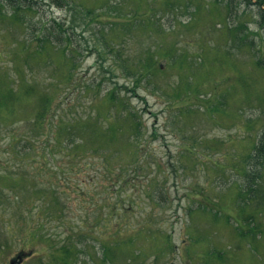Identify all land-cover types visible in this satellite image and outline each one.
Instances as JSON below:
<instances>
[{
	"label": "rangeland",
	"instance_id": "rangeland-1",
	"mask_svg": "<svg viewBox=\"0 0 264 264\" xmlns=\"http://www.w3.org/2000/svg\"><path fill=\"white\" fill-rule=\"evenodd\" d=\"M28 1L33 5L26 17L31 23L18 29L0 20L1 44L17 45L16 54L24 57L33 77L36 97H47L50 105L60 106L57 120L59 126L67 128V136L72 116L80 119L75 127L82 132L78 136L82 152L77 153L80 145H75L55 157L66 169H84L83 174L76 173L84 196L72 199L74 191L70 190L69 197H59L60 209L51 204V227L37 230L43 239L28 241L26 250L30 255L21 264H50L54 256L60 261V248L64 249L68 241L78 247L86 243L92 250V260L87 262L98 264L104 250L108 252L117 240L122 243L112 247L111 259L107 255L105 264H186L183 259L193 248H184L190 247L193 227L203 236V241L195 243L198 248L229 244L235 250L228 263L264 264V250L256 252V263L251 257L253 245L263 249L262 242L255 237L249 244L250 237L240 238L233 232L236 222H241L233 202L239 188L233 191L232 185L235 181L246 186L237 163L253 149L260 137L257 133H262L260 127L264 128V6L258 0H228L230 9L224 6L226 0L218 5L208 0H70L80 5L75 10L73 3L65 0H58L60 6L53 0ZM96 1L103 8L99 21L86 15L87 7L97 8ZM6 8L11 11L8 5ZM187 11L193 12V17ZM118 15L123 19L134 15L139 20L131 19L127 24ZM153 21L165 29L159 36L167 43L176 42L181 50L178 52L190 55L191 61L200 58L197 63L202 64H195L193 71L200 67L207 75L194 81L203 87L201 102H179L181 96H192L183 87L192 73L180 76L177 64L165 69L162 56L158 62L162 71L152 72L148 82L136 79L140 74L133 68L134 59L142 57L148 45L157 47L159 41L150 27ZM26 26V30H20ZM234 26L239 27L241 35L253 32L249 38L254 45L234 40ZM49 30L58 37L51 40L54 46L46 44L40 51L44 62L34 53H20L29 43L39 45L24 41L35 31ZM104 36L116 41L109 44ZM246 42L248 45H244ZM201 46L205 50L201 51ZM221 97L224 102L220 104ZM103 147L104 151L93 150ZM259 153L250 160L254 167H246L254 170L258 162L264 163ZM143 162L149 163L141 166ZM92 175L94 181L90 180ZM153 181L160 184L155 191ZM255 189L260 195H251L245 205L252 214L254 205L264 208L263 178ZM206 198L218 203L222 215L215 223L196 217L192 224V218L185 215V205L194 201L192 206L196 207ZM129 203V213L116 215L124 211L122 208H129ZM226 215L232 216L230 222ZM261 219L264 216L253 221L264 228ZM30 231L1 230L0 220V264H9L14 258L10 256L27 241ZM167 235L175 246L173 250L167 248ZM126 239L133 242L127 243ZM127 245L137 254L130 263ZM198 261L203 258L187 264H205Z\"/></svg>",
	"mask_w": 264,
	"mask_h": 264
},
{
	"label": "trees",
	"instance_id": "trees-1",
	"mask_svg": "<svg viewBox=\"0 0 264 264\" xmlns=\"http://www.w3.org/2000/svg\"><path fill=\"white\" fill-rule=\"evenodd\" d=\"M65 1L68 2L70 0ZM208 1L211 3V5H218V3H221L219 2L221 0ZM226 1L227 2L224 3V6L230 9V1ZM53 2L59 6L62 5V3L58 0H53ZM99 2L101 3L100 0ZM70 3H73L72 9H79L80 5L75 4L72 1H70ZM95 4L97 8L94 10L87 7L86 15L88 17H93V21H99V17L102 15L103 8L98 7V1H96ZM258 4L260 6H264V0H258ZM7 5L11 8V11L6 8ZM178 7L180 8V5ZM32 9L33 5L28 0L0 1V20L4 24L13 23L19 29L25 25H28V23H31V20L27 19L26 17L29 15L30 10ZM188 13H191V15L193 14V12L190 11ZM106 14H109V12H106ZM149 14L150 13H148L146 17ZM131 16H133V18H131ZM131 16L126 15L125 19H123V16H120L119 18H121V21L124 20L127 24L131 21V19H133V22L139 20H137L134 15ZM117 22L118 21H112L114 24H117ZM52 23L59 26L61 29V25L58 22L53 21ZM54 25L52 28H54ZM150 27L153 30V34L159 37V41L156 43L157 47L152 48L151 45H148L147 52L143 53L142 57L136 58L138 59L137 61L134 59L133 68L139 70L138 72L140 74V77H137L136 79L140 80L142 78L145 82H148V80L153 76L152 72L158 69L162 71V64L158 63L160 56H162V59L165 61L166 65L165 69L166 67L169 68V65L177 64L180 71V76L183 77V75L188 72L192 73L191 75H187L183 86L187 88V91L192 94V96H181L179 98V102L191 99L192 101L201 102L202 100L200 98V94H202L201 92L203 87L196 85L194 81L197 78H206L207 75H204L203 70L200 67L196 69L197 71H193V68H196L194 65H199L197 61L200 58L196 57L194 58V61H191L190 55H186L184 51L178 52L181 50L176 48V42L167 43L161 36H159L165 33V29L162 28L160 24L156 25V21H153L150 24ZM234 27L235 31L233 33L231 31L232 38L234 40H239L240 42H244L246 40L249 42L250 46L254 45V41L250 40L249 38V34L253 32L247 31L245 34L241 35L239 33L241 31L238 30L239 27ZM202 28H204V25ZM26 29L27 26L20 30ZM211 29L216 30L217 28L211 26ZM102 30L104 33L106 32L104 29ZM53 37L54 39H57L58 35L53 34L51 30L41 33L35 31L24 41H34L39 45L34 47L33 43H29L27 50L20 53L26 56L34 53L36 54V57L38 56L40 60L44 62L45 58L42 54H40V51L46 44L54 46V44L51 42ZM104 37L105 42L107 41L109 44L116 41L108 36ZM60 38L63 39V36L60 35ZM247 42L244 45H248ZM194 44H198V42L195 41ZM200 49L201 51L205 50L203 46H201ZM18 51L19 49L15 43L10 46H3L0 40V214L3 217V219L0 218L1 230H7V228H11L13 230H17L18 228L19 230H22L23 228L31 230L27 237V241L22 243V248H20L16 254L20 252L30 253V250H26L27 243L30 239L36 240L44 238V235L38 234L37 230L45 227H51V214L54 211L51 204L56 206L55 209H60L62 204L59 200L60 196L69 197L71 195L70 190L74 191V194L71 197L72 199L75 195L81 196L82 194V196H84L83 186L79 185L77 182L79 179L76 178V173L79 172L80 174H83L84 169H78L76 172L73 166L66 169L61 166V162L55 157L59 151L67 148H73L75 145H80L78 147L79 149L77 150V153L82 152L81 149L83 148V144L78 138L82 132L78 130V127H75L76 121L80 119L78 116H72L69 124V129L71 131L68 132L69 136H67V128L59 126L60 123L57 120L60 106L56 107L57 105H50L51 100L47 97L41 100L36 97L33 77L29 72L27 62H25L26 60L24 57L21 56V54H16ZM219 51L220 50L218 49V52ZM8 55H13L12 57H14L16 61L11 60L10 58L12 57H9ZM255 63L259 64L258 61ZM201 64L202 63H200V65ZM133 76H136V74H133ZM87 86L90 87L91 85L87 84ZM181 93L182 92H180V94ZM167 95H169V93ZM208 100L209 99H206L204 101ZM246 101L247 100H241V102ZM223 102L224 100L221 97L220 104ZM196 105H198V103H196ZM199 106H201V104ZM262 127L263 125L260 127L262 133L258 135V132L256 135V137H260L256 138L255 146L251 144L253 149L249 152L247 151V153L244 155L245 158H241L242 160H239L237 163V165L240 166L239 174H243L245 176L246 186L236 183L235 181L232 182V185H235L233 186V191L238 188L243 190V192H241L238 189L237 198L233 199L235 206L234 211L236 212L237 210L236 213L240 216L241 222V224L236 222V224L233 226V232H236L240 238L250 237L248 240L249 244L250 240L253 241L256 237L258 243L262 242V245H264V228L263 226L260 228L259 226H255L256 223L253 221L255 218L259 219L264 216V208L254 205L253 209L255 211L252 214L248 212L245 207L248 201L252 199L251 195H260V191H257L255 188L258 187V181L261 180V178L264 179V176L261 175V173L264 171V168H260V165L264 164L263 162H258L260 165L254 168V170H251L250 168L254 167L253 163L251 162L252 157L258 152H261L259 153L262 155L261 161L264 160V128ZM29 132L31 133L29 134ZM64 134L66 136H63ZM257 139H259V141H257ZM104 149L105 147L96 148L93 150L99 152L101 150L104 151ZM83 153L86 152L83 151ZM3 155L11 159H7L5 157V159H3ZM148 163L149 162H143L141 166ZM93 177L94 175H92V178H90L91 181H94ZM156 181L158 182L157 179ZM156 181L151 183L153 191L157 190L160 185L156 183ZM262 195L263 202H261V204L264 205V190H262ZM71 198L66 202L71 201ZM164 199L166 198L164 197ZM194 203V201H191L185 205V215L192 218V224L194 218L196 217H200L201 220L206 219L207 221H212L215 223L222 215L220 210L216 207L218 205L217 202L210 201L206 198L204 203L197 202L196 207L192 206ZM128 205L130 206L129 208H122L124 211H122L120 214L116 213V215H124L129 213V209L131 208L132 204L129 203ZM231 217L232 216L230 215H226L227 221L230 222L232 220ZM261 222H264V219H261ZM192 224L190 226H192ZM241 225L246 226V228L242 229ZM84 228L86 230L89 229L88 227ZM114 230L117 229L114 228ZM214 233L215 232H212V235ZM189 234V240H191L190 247L184 249H193H190L191 253L189 256L183 259L186 264L192 263L193 259L195 258H203L202 262L205 264H232L231 262L228 263L227 260H229L230 254H232L233 250L235 249L230 247L229 244L222 245L220 247L214 246V244L208 247V249L198 248L195 243L203 241L201 240L203 237L202 232L201 234L198 233L196 228L193 227ZM167 237V248L173 250L175 246L172 243V239L169 235H167ZM126 242L132 243L133 240L126 239ZM121 243V240H117L114 242L108 252L104 250L102 257L99 258L100 262L97 263H107V255L111 259V253H113L112 247L116 245L120 246ZM64 245V249L60 248V252H62L60 255V261L56 260V256H54L55 258L53 257L54 260H52V262L49 260L50 264H89L87 260H92V250L91 248L86 247V243L80 244L79 246L81 248L76 246L74 243L71 244L70 241L64 243ZM252 250L254 254L251 255V257L254 259L253 262L256 263V252L258 250H264V247L263 249H259L253 245ZM126 251V256H128L127 262H133L137 254L134 250L131 251L128 248V245L126 246ZM138 259L140 260V256ZM17 261L18 259L15 258V262ZM202 262L198 261L197 263Z\"/></svg>",
	"mask_w": 264,
	"mask_h": 264
}]
</instances>
